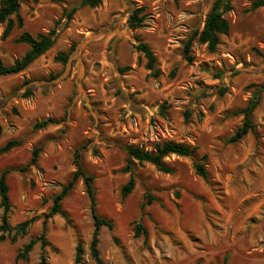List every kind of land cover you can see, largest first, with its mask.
<instances>
[{"label": "rangeland", "instance_id": "374dc122", "mask_svg": "<svg viewBox=\"0 0 264 264\" xmlns=\"http://www.w3.org/2000/svg\"><path fill=\"white\" fill-rule=\"evenodd\" d=\"M79 1L22 0L24 27L7 40L0 24V58L6 65L28 50L14 42L23 31L56 32L53 48L27 70L0 77V147L22 142L0 156V173L25 167L32 150L43 146L36 166L8 175L10 225L37 220L16 242L15 231L6 234L0 264H38L40 244L27 261L17 260V254L42 234L52 198L77 169L76 152L82 171L94 179L98 216L113 224L99 231L103 264H264V7L251 10L254 0H232L226 14L230 33L221 36L214 53L194 41L188 63L184 45L202 30L214 0H103L95 8L80 7L67 21L63 11ZM141 7L144 21L132 30L128 19ZM139 41L154 52L158 77L135 49ZM70 49L65 65L55 61ZM255 96L260 99L255 132L230 143L243 122L236 111ZM49 118L57 124L33 130ZM164 142L195 152L165 158L171 174L137 163L130 173L121 172L127 146L153 151ZM204 155L213 187L193 168ZM131 176L134 190L123 198L121 188ZM62 208L70 222L60 215L48 220L47 263L75 264L80 240L79 264H96L90 257L94 221L82 179ZM138 224L148 233L146 241L143 234L134 235Z\"/></svg>", "mask_w": 264, "mask_h": 264}, {"label": "trees", "instance_id": "16d2710c", "mask_svg": "<svg viewBox=\"0 0 264 264\" xmlns=\"http://www.w3.org/2000/svg\"><path fill=\"white\" fill-rule=\"evenodd\" d=\"M21 1L22 0H1L0 1V24L4 25V31L2 34V39L7 40L12 36L16 29H23L24 19L21 15ZM37 1V0H36ZM54 2H62L63 0H53ZM103 0H80L78 6L72 7L69 10L65 9L63 11V16L67 21L72 20L74 14L80 7H90L95 8ZM260 7H264V0H254L251 5V10H256ZM233 10L232 0H214L209 12L206 15L204 26L201 31H197L184 45V55L188 63L193 62L192 45L194 41L201 45H205L207 50L211 53L216 52L218 46L221 42V36L228 35L231 30V25L226 18V14ZM144 8L135 9L129 19L128 26L132 30H137L141 28L144 21ZM56 32L53 30L49 33H39L37 35H32L27 31H23L14 42L18 44L27 45L29 48L24 53V55L16 59L11 65H6L0 58V77L18 75L27 70L38 58L51 50L55 44ZM138 52H141L146 59V69L153 73V76L158 77L160 71L157 69V58L150 48V46L144 42L139 41L135 46ZM72 49L68 52H60L56 55L55 61L65 65L68 62ZM151 73V74H152ZM31 92L28 90L24 93V97H29ZM260 103L258 96L253 97L247 105L235 114L243 116V122L240 127L237 128L234 135L230 138V143H237L245 138L249 133L255 132V125L253 123V113ZM186 119L189 118V113L185 114ZM57 124L54 119H46L41 122H37L34 125L33 130H43L51 125ZM22 145L21 141L10 140L7 141L3 146L0 147V156L11 152L13 149L18 148ZM43 152V146L35 147L31 153L30 162L23 168H7L0 173V208L2 209V214L0 217V242L6 239V234L11 231H15L12 241L16 242L19 237H24L31 224L37 220V217L31 218L29 220L23 221L15 227H12L9 223L10 213H11V199H10V188L7 182L8 175L13 171L26 172L31 167L37 165L38 158ZM127 161L126 165L121 169L122 173H130L133 166L137 164H150L156 167L159 171L165 174H171L172 169L166 164L165 158L169 156H177L182 158L190 157L194 154L195 149L175 142H164L163 144H156L153 151H146L145 149L130 145L126 147ZM75 165L77 167L76 171L73 173L71 180L62 187L60 193L52 198V206L47 214L44 215L43 220V232L39 237L31 239L28 244H26L17 254V260L27 261L29 254L32 252L37 244H40L41 252L38 264H48L45 254V248L49 246L46 240V226L48 220L54 216L60 215L68 223L69 215L63 210L62 202L68 196V194L74 189L76 183L79 179H82L86 188V193L90 200V210L94 221V230L92 233V239L90 243V257L96 264H103L100 260V253L98 249L99 245V231L102 227L113 228L111 221L101 218L96 212V200L94 196V191L92 188V183L94 181L93 177L86 175L79 164L80 155L78 152L75 153ZM207 159L206 155L201 158V162H195L193 164L194 171L197 176L203 179L208 185L213 187L211 178L206 170L205 164L202 161ZM135 187V179L131 176L128 182L121 188V196L126 198L129 196ZM152 198L149 197L147 204H150ZM135 237L143 234L145 241L148 238V233L146 229L138 224L135 226ZM84 248L82 242L79 240L76 247L75 264H79L83 261Z\"/></svg>", "mask_w": 264, "mask_h": 264}]
</instances>
